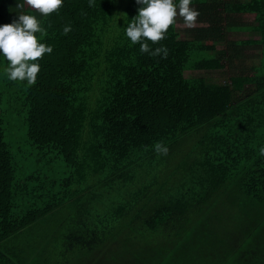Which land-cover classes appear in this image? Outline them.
Instances as JSON below:
<instances>
[{
    "label": "trees",
    "instance_id": "16d2710c",
    "mask_svg": "<svg viewBox=\"0 0 264 264\" xmlns=\"http://www.w3.org/2000/svg\"><path fill=\"white\" fill-rule=\"evenodd\" d=\"M17 3L0 0V25L34 15L53 51L33 61L32 86L10 81L0 54V264L22 262L29 248L15 242L70 210L64 256L95 249L105 239L91 226L111 220L155 245L134 264H264V0H192L200 15L185 39L176 17L163 41L148 42L166 59L126 37L136 0H63L47 18ZM244 15L259 39L230 40ZM99 187L129 199L94 217L88 195Z\"/></svg>",
    "mask_w": 264,
    "mask_h": 264
},
{
    "label": "rangeland",
    "instance_id": "374dc122",
    "mask_svg": "<svg viewBox=\"0 0 264 264\" xmlns=\"http://www.w3.org/2000/svg\"><path fill=\"white\" fill-rule=\"evenodd\" d=\"M254 15H244L241 17V21L247 24V27L243 30L230 31V40H248L258 37V33L252 30V26L256 24L254 21ZM198 21V19H197ZM177 29L181 33L182 39L188 36V30L183 26V20L177 15ZM198 24H196V27ZM259 49L257 47L249 46L245 49V57L251 58L257 54ZM187 78H193L196 76H204L209 81L215 83H222L225 75L221 72H188L185 74ZM96 90L94 94H96ZM164 166V170L167 173V163L160 162ZM174 166V165H173ZM169 169V168H168ZM152 176V174L150 173ZM158 175L159 174H154ZM130 193L125 190H119L115 188L113 191H104L99 187L92 194L88 195L91 199L89 205L93 206L92 213L94 217L111 216L112 207L122 200L129 199ZM88 205V206H89ZM62 214V211L59 215ZM108 214V215H107ZM66 216L77 217V212L70 210L68 213L60 215L58 222L52 223L51 216L47 219H43L36 223L32 228L25 233L19 241H16V246L21 248V251L26 250L28 252L25 258H22V262L15 260L17 264H134L135 256L143 254L149 248L155 247L150 244L143 234L135 233L132 230H121L116 221L110 220V223L103 225H92L91 227H97L98 233L102 234L104 242H100L95 249L91 250L88 247L82 251L76 250L69 252L64 256V252L68 249L69 245L65 244L63 237V228H60L62 219ZM50 221L52 224L50 228L47 227V223ZM96 223V221H95ZM139 229L135 227L134 230ZM105 232V233H103ZM160 236V235H158ZM168 244H163V247ZM29 254V255H28ZM171 258L163 260V264H167ZM210 260V259H209Z\"/></svg>",
    "mask_w": 264,
    "mask_h": 264
},
{
    "label": "clouds",
    "instance_id": "9594fccd",
    "mask_svg": "<svg viewBox=\"0 0 264 264\" xmlns=\"http://www.w3.org/2000/svg\"><path fill=\"white\" fill-rule=\"evenodd\" d=\"M94 0H89V7L93 6ZM192 0H136L138 15L124 29L126 37L133 45L139 43L140 51L151 56H161L166 59L168 49L157 47L154 51L149 48L148 42L158 44L166 38L169 28L176 22L177 15L182 18L183 26L187 29L196 27L199 11L190 7ZM63 5V0H23L17 3L16 8L23 10L25 6L38 12L45 18L57 12ZM71 28L66 26L63 34L67 35ZM37 33L41 37L46 36V31L41 27L36 16L19 14L18 19L10 24L0 25V54L9 62L5 69L10 81L27 82L28 86L35 85L37 75L40 72L39 63L45 53L51 54L53 49L43 43H39ZM157 155H167L169 149L163 142L154 145ZM259 155L264 157V147L259 149Z\"/></svg>",
    "mask_w": 264,
    "mask_h": 264
},
{
    "label": "crops",
    "instance_id": "0c3cea01",
    "mask_svg": "<svg viewBox=\"0 0 264 264\" xmlns=\"http://www.w3.org/2000/svg\"><path fill=\"white\" fill-rule=\"evenodd\" d=\"M257 36H258V37H255L254 40L259 39L260 36H259V35H257ZM254 45H255V44H254ZM254 45H252V47H257V48L259 49L258 46H254ZM258 53H259V50L257 51V54H258ZM212 82H213V81H212Z\"/></svg>",
    "mask_w": 264,
    "mask_h": 264
}]
</instances>
